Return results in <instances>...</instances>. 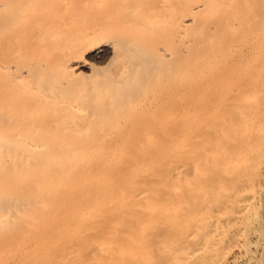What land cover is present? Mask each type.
<instances>
[{
	"label": "bare ground",
	"instance_id": "1",
	"mask_svg": "<svg viewBox=\"0 0 264 264\" xmlns=\"http://www.w3.org/2000/svg\"><path fill=\"white\" fill-rule=\"evenodd\" d=\"M263 241L264 0H0V264Z\"/></svg>",
	"mask_w": 264,
	"mask_h": 264
},
{
	"label": "rangeland",
	"instance_id": "2",
	"mask_svg": "<svg viewBox=\"0 0 264 264\" xmlns=\"http://www.w3.org/2000/svg\"><path fill=\"white\" fill-rule=\"evenodd\" d=\"M257 251V253H256V256L257 257H259L260 258V260H261V262L264 264V257L262 258V253L264 252V241H263V243L258 247V249H256ZM257 257H255V259H252V260H250L249 262H247V263H245V262H243L242 264H258L257 263V260L259 259V258H257ZM233 262H229V263H225V264H232ZM234 264V263H233ZM259 264H260V262H259Z\"/></svg>",
	"mask_w": 264,
	"mask_h": 264
}]
</instances>
